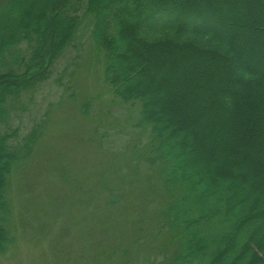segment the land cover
Returning <instances> with one entry per match:
<instances>
[{
  "label": "trees",
  "instance_id": "16d2710c",
  "mask_svg": "<svg viewBox=\"0 0 264 264\" xmlns=\"http://www.w3.org/2000/svg\"><path fill=\"white\" fill-rule=\"evenodd\" d=\"M82 15L93 18L104 83L150 127L166 231L179 245L171 264H264V0L3 2L0 250L10 240L8 175L40 132L13 143L8 100L48 75Z\"/></svg>",
  "mask_w": 264,
  "mask_h": 264
},
{
  "label": "rangeland",
  "instance_id": "374dc122",
  "mask_svg": "<svg viewBox=\"0 0 264 264\" xmlns=\"http://www.w3.org/2000/svg\"><path fill=\"white\" fill-rule=\"evenodd\" d=\"M81 22L48 75L8 100L12 142L40 132L7 178L10 240L0 264H171L179 245L166 231L150 127L104 83L93 18Z\"/></svg>",
  "mask_w": 264,
  "mask_h": 264
}]
</instances>
